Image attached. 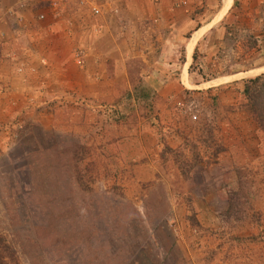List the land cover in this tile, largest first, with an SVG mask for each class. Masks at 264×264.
Listing matches in <instances>:
<instances>
[{"label": "rangeland", "instance_id": "374dc122", "mask_svg": "<svg viewBox=\"0 0 264 264\" xmlns=\"http://www.w3.org/2000/svg\"><path fill=\"white\" fill-rule=\"evenodd\" d=\"M63 1L31 0L52 10ZM72 1L73 14L102 8ZM199 1L205 15L219 0ZM245 1L230 0L222 19L219 1L201 45L190 29L158 38L154 20L130 53L104 50L101 98L96 80L78 76L72 52L84 48L66 26V99L40 86L21 103L1 98L0 264H264V132L251 112L264 108V67L242 72L264 64V39L252 36L253 12L239 25L255 7ZM208 31L222 36L213 55ZM256 76L252 99L241 90ZM226 92L234 104L220 100Z\"/></svg>", "mask_w": 264, "mask_h": 264}, {"label": "crops", "instance_id": "0c3cea01", "mask_svg": "<svg viewBox=\"0 0 264 264\" xmlns=\"http://www.w3.org/2000/svg\"><path fill=\"white\" fill-rule=\"evenodd\" d=\"M183 1L185 6L174 5L175 0H156L155 2L150 0H98L102 8L101 10L97 8L99 12L94 16L90 15L88 10L83 9V6L82 8L79 7L78 13L73 14V11H70L73 10L72 0L57 2L56 5L60 7L58 10L45 7L35 9L32 7L31 0H8V2L3 0L0 5L4 9L0 11V102L2 101L1 98L6 103H21L26 96L38 97L39 86L43 87L40 96L66 99V85L70 83L66 76V70L69 69H66V67L70 68L71 66L70 59L68 63L66 62V54L69 53L66 52V38L69 37L66 36V26L71 27V30L67 31L70 35L68 39L74 40L77 37L78 44L85 50L82 51L77 48L81 52L82 63L78 66L81 68L78 70V76L83 81H85V78L96 80L97 89L95 94L99 96L95 97L100 98L102 92H105L101 81L103 77L101 69L103 71L105 69L103 66V51L107 49L109 50L107 51L108 54H117L120 51L118 48L122 45L126 48L125 52L130 53L137 47L135 44L139 38L146 40L147 37L150 38L153 35L155 30L151 22L154 20L161 27L158 29V38L172 36L174 40L179 41L183 39L182 34L184 31L190 29L188 31L189 40L193 36L191 43L201 45L200 41L203 35L211 29L212 26L210 25L213 17L214 19L217 17L215 14L216 12L219 13L222 7L219 1L223 3V8L220 10L222 19L229 9L230 0H219L216 5L215 1H207V7L216 11L207 10L205 15L199 13V11H194V8L200 2L199 0ZM244 2L246 4L245 0ZM251 6L254 10L245 11L243 15L240 14L239 25L241 26L244 22L248 26V16L253 12L256 30L254 29L252 36L255 39L263 40L264 17L261 15H263L264 10L261 8H264V0H254ZM226 7H228L227 10ZM6 11H10L12 14L7 15ZM40 14L42 19L37 20ZM227 16H230V14ZM15 17L20 18L15 19ZM168 23H170L167 26L169 27L168 30L162 29ZM70 31L72 34H70ZM218 33L220 32L208 31L206 35L204 47H207V49L212 48V55L213 51H216L221 44L220 42L214 43L212 40V38L222 37L218 36ZM48 40H51V42L46 50L40 41ZM106 40L107 46H104L103 42ZM72 44H75V42L68 43L69 47L70 45L72 47ZM56 48L58 49L56 50ZM260 52H262V49ZM260 52L259 54H261ZM18 61L26 65L22 68L23 72L15 73L13 67L17 65L16 63H19ZM249 67V69L242 72L254 69L259 71L264 67V64L259 65L257 63L256 66L251 67L250 65ZM112 70V67H110V71ZM71 71L74 73L72 69ZM71 71L68 72L69 75ZM88 71L89 75L87 74ZM257 71L252 73L256 74ZM196 85H199V83ZM233 96V92H226L220 96V100H226L227 103L230 101L229 104H234ZM13 115H17L15 107H12V111L7 113L10 119ZM8 117L5 118V121L8 120L10 123ZM2 133L5 132L0 129V135ZM6 133H10V130Z\"/></svg>", "mask_w": 264, "mask_h": 264}, {"label": "trees", "instance_id": "16d2710c", "mask_svg": "<svg viewBox=\"0 0 264 264\" xmlns=\"http://www.w3.org/2000/svg\"><path fill=\"white\" fill-rule=\"evenodd\" d=\"M259 79H260L259 76H256L254 78L247 80L248 83H252L254 85L249 86L247 82H246V84H243V88L241 90L242 94L244 96L246 95V97H249L251 95L252 99L257 98L258 97L257 94L262 92L261 88L264 86V84H263V86H260V84L257 83V81ZM250 93H252V94H250ZM251 112H252L254 119L259 124L261 130L264 132V108L253 107ZM5 249L7 250L8 256L12 255L13 249L11 247L5 246Z\"/></svg>", "mask_w": 264, "mask_h": 264}, {"label": "built area", "instance_id": "2783aa9c", "mask_svg": "<svg viewBox=\"0 0 264 264\" xmlns=\"http://www.w3.org/2000/svg\"><path fill=\"white\" fill-rule=\"evenodd\" d=\"M93 12L97 13L98 11L96 9H93ZM38 18H42V15L41 14L38 15ZM73 60H74L75 64H77L78 66L82 65V63H81V55L79 54L78 51L74 52Z\"/></svg>", "mask_w": 264, "mask_h": 264}]
</instances>
